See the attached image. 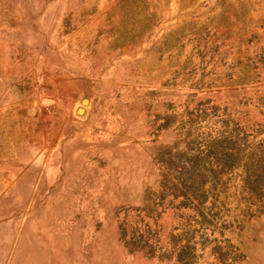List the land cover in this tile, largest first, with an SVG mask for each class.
Here are the masks:
<instances>
[{
	"label": "rangeland",
	"instance_id": "rangeland-1",
	"mask_svg": "<svg viewBox=\"0 0 264 264\" xmlns=\"http://www.w3.org/2000/svg\"><path fill=\"white\" fill-rule=\"evenodd\" d=\"M262 182L264 0H0V264H264Z\"/></svg>",
	"mask_w": 264,
	"mask_h": 264
},
{
	"label": "water",
	"instance_id": "water-1",
	"mask_svg": "<svg viewBox=\"0 0 264 264\" xmlns=\"http://www.w3.org/2000/svg\"><path fill=\"white\" fill-rule=\"evenodd\" d=\"M86 101H87V100H86L85 97H82V98H81V104H85ZM79 109H81L80 111H82V108H81V107H78V108L76 109V111H77V112H80Z\"/></svg>",
	"mask_w": 264,
	"mask_h": 264
},
{
	"label": "trees",
	"instance_id": "trees-1",
	"mask_svg": "<svg viewBox=\"0 0 264 264\" xmlns=\"http://www.w3.org/2000/svg\"><path fill=\"white\" fill-rule=\"evenodd\" d=\"M219 154H220V153H219ZM226 156L228 157V155H227L226 153H221V157H222V159H224V160H225V159L227 158ZM262 183H264V182H262ZM148 255H150V256H151L152 254H151V253H149Z\"/></svg>",
	"mask_w": 264,
	"mask_h": 264
},
{
	"label": "bare ground",
	"instance_id": "bare-ground-1",
	"mask_svg": "<svg viewBox=\"0 0 264 264\" xmlns=\"http://www.w3.org/2000/svg\"><path fill=\"white\" fill-rule=\"evenodd\" d=\"M81 109H79V111H80Z\"/></svg>",
	"mask_w": 264,
	"mask_h": 264
}]
</instances>
